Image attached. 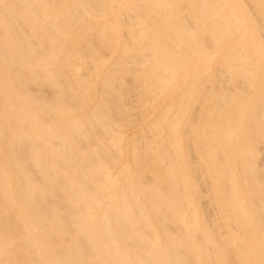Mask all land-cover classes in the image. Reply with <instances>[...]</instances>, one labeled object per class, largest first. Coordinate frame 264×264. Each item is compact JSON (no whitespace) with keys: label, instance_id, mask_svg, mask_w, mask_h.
<instances>
[{"label":"bare ground","instance_id":"bare-ground-1","mask_svg":"<svg viewBox=\"0 0 264 264\" xmlns=\"http://www.w3.org/2000/svg\"><path fill=\"white\" fill-rule=\"evenodd\" d=\"M0 264H264V0H0Z\"/></svg>","mask_w":264,"mask_h":264},{"label":"rangeland","instance_id":"rangeland-1","mask_svg":"<svg viewBox=\"0 0 264 264\" xmlns=\"http://www.w3.org/2000/svg\"><path fill=\"white\" fill-rule=\"evenodd\" d=\"M104 61H105V60H102V62H104ZM102 62H101V64H102ZM174 98H175V97H174ZM174 98H173V99H170V102H173ZM159 102H160V101H159ZM161 102H162V100H161ZM163 103H164V102H163ZM156 105H157L156 103L153 104V106H156ZM165 106H166V103H165L164 105L162 104V105H161V108H165ZM136 111H137V110H136ZM138 111H139V110H138ZM138 111H137V113H138ZM151 111H152V108L150 109V112H147L146 116H144L143 118L145 119L147 116H149L150 113H151ZM136 116H138V115H136ZM151 117H152V116H151ZM151 117H150V121H149V122H148L149 119L147 120V124H146V123H143V124H142L143 127H145L146 125L148 126V125L150 124V122L153 121V120L155 119L154 117H152V118H151ZM134 118H135V117H134ZM136 118H137V117H136ZM136 118H135V119H136ZM138 118H139V117H138ZM138 118H137V119H138ZM143 118H142V119H143ZM153 118H154V119H153ZM139 121H140V120H139ZM139 121H138V123H140ZM141 123H142V122H141ZM144 125H145V126H144ZM134 129H135L134 127H133V128L131 127V129H130V127H129V129L125 130L124 132L126 133V135L130 132L128 136H131V135L133 136L134 134H133V133L131 134V132H132ZM134 131H135V130H134ZM134 131H133V132H134ZM130 134H131V135H130Z\"/></svg>","mask_w":264,"mask_h":264}]
</instances>
